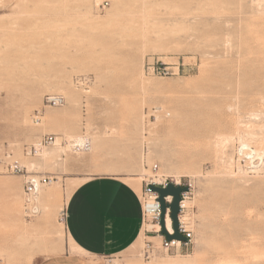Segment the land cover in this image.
<instances>
[{
	"label": "rangeland",
	"instance_id": "obj_1",
	"mask_svg": "<svg viewBox=\"0 0 264 264\" xmlns=\"http://www.w3.org/2000/svg\"><path fill=\"white\" fill-rule=\"evenodd\" d=\"M102 1L0 0V175L23 184L47 178L42 190L55 181L59 190L47 215L35 198L39 212L26 211L22 188L20 225L0 219V264L81 255L66 226L58 231L75 182L129 176L144 187L163 169L159 182L190 186L181 215L192 243L165 253L161 239L148 237L157 236L149 216L136 248L91 262L197 254L202 264H264V161L256 156L250 170L236 152L240 140L264 145V0H109L101 8ZM153 59L174 74H149ZM47 94L65 103L45 106ZM48 134L54 145L26 153ZM78 135L92 151L70 146ZM15 162L21 172L7 169ZM9 212L0 207V218ZM147 240L157 248L150 259L142 253Z\"/></svg>",
	"mask_w": 264,
	"mask_h": 264
},
{
	"label": "crops",
	"instance_id": "obj_2",
	"mask_svg": "<svg viewBox=\"0 0 264 264\" xmlns=\"http://www.w3.org/2000/svg\"><path fill=\"white\" fill-rule=\"evenodd\" d=\"M22 188L21 176L0 175V207L11 210L0 218L7 226L14 222L20 225L14 201ZM142 188V182L139 188L111 175L82 182L70 195L65 220L66 235L81 255L52 254L38 264H95L89 259L108 258L136 248L146 236Z\"/></svg>",
	"mask_w": 264,
	"mask_h": 264
},
{
	"label": "built area",
	"instance_id": "obj_3",
	"mask_svg": "<svg viewBox=\"0 0 264 264\" xmlns=\"http://www.w3.org/2000/svg\"><path fill=\"white\" fill-rule=\"evenodd\" d=\"M108 4H109V0H103L101 4V8H105ZM171 68L172 67L167 62L160 61L159 59L157 60L153 59L152 61L147 62V72L153 75H159V76L173 75L174 72L170 70ZM174 68H177L178 71L176 73H179L180 64H178ZM64 103H65V99L61 95L47 94L44 98L45 106H62ZM35 120H37V122H40V112H38V115L36 116ZM55 143H56V137L54 135H50V134L45 135L42 138V140H40L35 146H31L29 147V149L26 148V153L27 154H32V153L39 154L45 147L54 145ZM87 146H84V145L81 146V145L75 144L73 147H75V149L77 148L78 150H85ZM249 147H251L250 149L251 151L254 150L252 146H249ZM247 151L249 150H246V148H243L241 144L237 146L236 148L237 158L240 159V161L246 163L248 169L253 170L254 168L258 167V162H256V159H255L256 155L254 154L253 157H250L249 155L246 154ZM154 168L157 169V167H154ZM7 169L11 171L12 173H18L22 171L21 166H19L17 162H15L12 165L11 164L7 165ZM152 181L153 180L145 183V186L142 189L141 199L143 202L144 199H147V197L150 199L154 195L155 197L154 199L156 200L157 204H156V207H154L150 213L144 207V219L146 221V218L150 216V220L152 223H154V226L156 225L158 226L156 229H154L153 232L157 233V236L161 237V240H162L161 249L167 254H174V253L179 252L181 248L189 246L192 243L193 238H194L193 231L190 228H188L187 224L181 218V212L183 211L182 203L186 199V196L187 194H189V192L183 193V198L180 202L181 211L179 213V223H180L179 230L183 234V236H185L186 241H182L180 239L167 240L165 236L161 233V226L159 223L161 210H160V203L157 200L158 195L151 190L150 185L154 184V185L165 186L169 181H168V178H165L163 181L156 182V183ZM49 182H50V179H47V178L40 180V183L42 184H46ZM177 184H180V183H177ZM38 189H39V185L37 184V181L30 179V178H27L25 180V183H24V193L26 197L25 209L26 211L32 214L37 213V209L31 206V202L34 199ZM143 206H144V202H143ZM167 215H170L169 209H167L166 216ZM63 216H64V219L66 220V217H67L66 211L63 212ZM169 232L171 234L174 233L173 229ZM156 249L157 248L155 247L153 242L150 240H147L144 244V248L142 252L144 258L150 259L153 256H155Z\"/></svg>",
	"mask_w": 264,
	"mask_h": 264
},
{
	"label": "bare ground",
	"instance_id": "obj_4",
	"mask_svg": "<svg viewBox=\"0 0 264 264\" xmlns=\"http://www.w3.org/2000/svg\"><path fill=\"white\" fill-rule=\"evenodd\" d=\"M39 123V122H38ZM40 124V123H39ZM247 135H249V136H251L252 134L251 133H249V132H247ZM58 138V137H57ZM70 142V146H74L75 144L76 145H84V146H87L86 147V149L85 150H87V151H92L93 150V147H92V144H91V142L88 140V138L86 137V136H82V135H78L77 137H75V139H72V140H70L69 141ZM256 142V141H255ZM254 142V143H255ZM87 143H89V144H87ZM240 143H241V146L243 147V148H246V150H249V151H247L246 152V154L247 155H249L250 157H253L254 156V154L258 157V158H260L261 160L263 159V161H264V145L261 143H259L260 145H258L257 143H255V145H253L252 143H250V142H247V141H241L240 140ZM257 144V145H256ZM251 145H253V146H257L254 150H250L251 149V147H249V146H251ZM77 149V148H76ZM76 152H78V149L76 150ZM41 155H42V157L45 159V160H49L50 158H51V153L50 152H47V151H44L43 153H41ZM259 159V160H260ZM25 164L28 166V169H30L31 167H33V166H35L34 165V163H32V162H25ZM144 169V168H143ZM102 171H104L105 173H107V174H115V170H114V168L113 169H106V170H102ZM101 171V172H102ZM157 173H155V175L156 176H158L159 178H156V179H154L152 182H159V179L161 178V176H163L164 175V172H165V170L163 169V170H157L156 171ZM143 173V172H142ZM145 173V172H144ZM177 176L178 177H180V176H182V174H177ZM121 178H123V179H125V180H127V181H129V182H131V183H133L134 185H137L139 188H140V186H141V177H121ZM30 179H33V180H35V181H37V184L39 185V189H38V191H37V193H36V195H35V199L36 200H43L45 203H46V205H45V207H46V209H47V215H49L50 213H51V210H52V208H53V204H54V202L55 201H57L58 200V198H59V190L57 189V184H58V181H55V183H54V188L53 189H50V190H42V186H43V184L42 183H40V179L39 178H37V177H32V178H30ZM179 181H177V183H178ZM75 184H76V187L78 186V185H80V182H75ZM75 187V188H76ZM75 188H73L72 189V191L70 192V194L67 196V199H66V204L68 203V201H69V198H70V195H71V193L74 191V189ZM41 198V199H40ZM151 198H155L154 197V195H153V197H151ZM65 200V199H64ZM167 200L168 201H170L171 200V197L169 196L168 198H167ZM148 201V200H147ZM151 201V200H150ZM145 203V202H144ZM186 200H184L183 201V203H182V206H183V208L186 206ZM156 204H157V202H156V200L154 201V203L152 204H145L144 205V207H145V209L150 213L152 210H153V208L154 207H156ZM14 207L17 209V208H19L20 207V198L19 199H16V203H14ZM35 208L38 210V207L37 206H35ZM57 208V207H56ZM58 209H59V207H58ZM61 209L63 210V208L61 207ZM60 210V209H59ZM18 211V210H17ZM20 211V210H19ZM64 211V210H63ZM38 212H39V210H38ZM181 218H182V215H181ZM63 221H64V219H63ZM64 223L62 222L61 223V225H60V227L58 228V231L61 233V234H64ZM154 226V225H153ZM166 226H167V229L169 230V231H171L172 230V221H171V218H170V215H167L166 216ZM156 227H158L157 225H156ZM153 229V228H152ZM150 238H158V239H161V237L160 236H156V237H150ZM186 259H177V258H168V259H155L153 262H151L150 264H202L201 263V260H200V257L196 254V255H194L193 257L191 256V257H189V258H187V257H185ZM141 264H144V263H141Z\"/></svg>",
	"mask_w": 264,
	"mask_h": 264
},
{
	"label": "water",
	"instance_id": "obj_5",
	"mask_svg": "<svg viewBox=\"0 0 264 264\" xmlns=\"http://www.w3.org/2000/svg\"><path fill=\"white\" fill-rule=\"evenodd\" d=\"M150 188L158 195L157 200L160 203L161 215L159 223L161 226V233L167 240L180 239L182 241H186L185 236H183L179 230V213L181 211L180 202L183 198V193L189 192V186L169 181L165 186L152 184L150 185ZM169 196L171 197L170 201L167 200ZM167 209L170 210L172 229L174 231L173 234L169 232L166 226Z\"/></svg>",
	"mask_w": 264,
	"mask_h": 264
}]
</instances>
